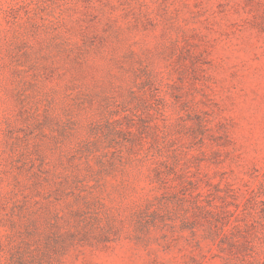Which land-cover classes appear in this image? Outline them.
I'll return each instance as SVG.
<instances>
[{
  "label": "rangeland",
  "instance_id": "rangeland-1",
  "mask_svg": "<svg viewBox=\"0 0 264 264\" xmlns=\"http://www.w3.org/2000/svg\"><path fill=\"white\" fill-rule=\"evenodd\" d=\"M0 264H264V0H0Z\"/></svg>",
  "mask_w": 264,
  "mask_h": 264
}]
</instances>
